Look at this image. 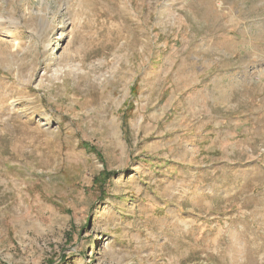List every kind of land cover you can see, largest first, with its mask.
Here are the masks:
<instances>
[{"label":"rangeland","instance_id":"rangeland-1","mask_svg":"<svg viewBox=\"0 0 264 264\" xmlns=\"http://www.w3.org/2000/svg\"><path fill=\"white\" fill-rule=\"evenodd\" d=\"M0 264H264V0H0Z\"/></svg>","mask_w":264,"mask_h":264}]
</instances>
